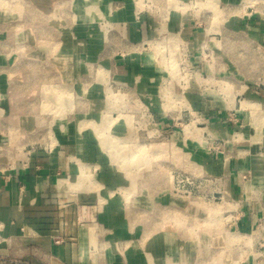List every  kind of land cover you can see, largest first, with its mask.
Instances as JSON below:
<instances>
[{"label": "rangeland", "instance_id": "1", "mask_svg": "<svg viewBox=\"0 0 264 264\" xmlns=\"http://www.w3.org/2000/svg\"><path fill=\"white\" fill-rule=\"evenodd\" d=\"M0 121V168L73 167L96 264H264V0H0Z\"/></svg>", "mask_w": 264, "mask_h": 264}, {"label": "crops", "instance_id": "2", "mask_svg": "<svg viewBox=\"0 0 264 264\" xmlns=\"http://www.w3.org/2000/svg\"><path fill=\"white\" fill-rule=\"evenodd\" d=\"M254 150L255 156L242 166L249 180L235 177L233 188L243 210L258 215L264 210V141ZM74 175L60 153L26 166L0 168V264H96L85 252L90 228H74L75 202L67 198L68 188H75L70 183Z\"/></svg>", "mask_w": 264, "mask_h": 264}, {"label": "bare ground", "instance_id": "3", "mask_svg": "<svg viewBox=\"0 0 264 264\" xmlns=\"http://www.w3.org/2000/svg\"><path fill=\"white\" fill-rule=\"evenodd\" d=\"M99 122V121H98ZM97 124V123H96ZM102 130H103V128H99V127H96L95 128V132L97 133V136L99 137V139H100V142H102V144H103V146H105L106 145V136L105 135H103L102 134ZM107 142H108V140H107ZM108 145H109V143H107ZM110 146V145H109ZM83 215V214H82ZM87 215V214H86ZM80 218V217H79ZM87 231V230H86ZM86 231L83 233V234H86ZM241 239H242V237H241ZM248 242V241H247Z\"/></svg>", "mask_w": 264, "mask_h": 264}]
</instances>
